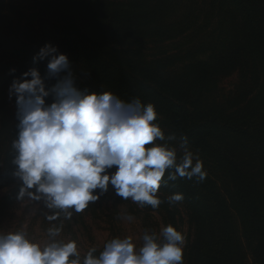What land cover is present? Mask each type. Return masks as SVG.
<instances>
[{
	"label": "trees",
	"instance_id": "obj_1",
	"mask_svg": "<svg viewBox=\"0 0 264 264\" xmlns=\"http://www.w3.org/2000/svg\"><path fill=\"white\" fill-rule=\"evenodd\" d=\"M23 2L27 8L0 4V167L14 166L10 145L18 123L5 100L6 92L12 80L30 68L42 78L46 75L47 60L33 63L44 46L39 34L45 35L51 46L54 43L61 50L58 53L73 57L110 92L129 102L139 99L144 105H154L159 124L177 138L185 136L191 146L221 166L231 183L229 198L245 236L254 241L253 261L264 264V188L257 178L259 175L264 182V0ZM215 14L221 38L212 37L208 43L218 48L207 49L208 54L189 52L183 58L203 59L171 72L167 69L177 59L174 55L156 61L143 56L144 44L158 47L175 41L191 33L200 20L208 26L207 17ZM11 69L14 75L9 74ZM237 70L241 71V84L230 98H219V83ZM71 71L76 87L91 94L73 68ZM55 83L46 80V90ZM51 102L50 96L46 103ZM115 171L113 167L107 174ZM163 179L166 184L159 192L182 194L189 206L192 238L183 252L184 263L229 264L239 256L244 262L242 247L230 228L228 209L212 180L206 176L202 183L180 178L172 182L167 181V173ZM9 200L7 197L6 204ZM159 208L165 212L168 226L178 231L176 213L162 203Z\"/></svg>",
	"mask_w": 264,
	"mask_h": 264
},
{
	"label": "clouds",
	"instance_id": "obj_2",
	"mask_svg": "<svg viewBox=\"0 0 264 264\" xmlns=\"http://www.w3.org/2000/svg\"><path fill=\"white\" fill-rule=\"evenodd\" d=\"M45 60L43 78L30 68L8 89L9 99L15 97L18 121L11 163L16 167L13 176L23 185L16 199L42 200L51 213L44 219L61 222L46 230L44 243L29 239L25 231L0 234V264H184L185 236L171 225L159 234L145 231L139 247L130 237L113 238L98 254L95 247L81 254L75 241L58 239L63 221L95 204L99 195L94 193L103 195L109 185L122 200L156 210L166 173L167 181L202 183L206 172L185 136L164 135L154 105L139 99L124 102L110 91L98 95L79 90L67 57L48 44L33 63ZM46 80L56 83L46 90ZM50 96L52 102L46 103ZM173 143L182 153L179 159ZM113 167L116 171L108 175ZM166 202L180 204L183 196L170 195ZM117 218L129 223L134 219L127 214Z\"/></svg>",
	"mask_w": 264,
	"mask_h": 264
},
{
	"label": "rangeland",
	"instance_id": "obj_3",
	"mask_svg": "<svg viewBox=\"0 0 264 264\" xmlns=\"http://www.w3.org/2000/svg\"><path fill=\"white\" fill-rule=\"evenodd\" d=\"M201 1V0H200ZM4 2H9L8 4H13L16 7H26L27 4L23 0H0V4ZM29 14L28 11H25ZM215 14L211 19L207 17L208 26L205 27V23L201 20L200 24L195 26V29L191 33L183 36L172 42H167L160 44L158 47H154L150 44H144L142 46L143 56L147 61L158 60L157 58H166V56L174 55L177 57V61H173V66L167 69V71L174 72L190 61H195L198 59H203L204 57H194L189 60L183 59L186 54L191 52H204L208 54L207 49L214 48L217 49L218 45L214 44L210 46L208 43L213 37L221 38V30L219 32L217 26V17ZM44 27V31L46 27ZM221 29V28H220ZM42 43L48 44L47 39L44 35L39 34ZM44 41V42H43ZM219 42V41H218ZM53 47L55 44L53 43ZM58 51L59 48L55 47ZM63 54L67 57L71 68L78 74L79 79L82 81V85L89 88L88 91L95 94H102L107 90L104 86L100 85L98 81L89 73L82 65L77 64L73 57L68 55L66 52L58 53ZM195 56V55H194ZM182 59L183 61H179ZM241 84V71H235L229 77L223 78L218 85L217 95L219 98L222 96H228L229 98L233 95V91L237 86ZM2 85H0L1 88ZM4 86V85H3ZM113 93V92H112ZM115 96L119 97L124 102H129L124 98L113 93ZM232 94V95H231ZM6 102L8 103L10 109L14 114H16V106L14 98L9 99V93L6 92ZM156 123L164 131V135L167 137L170 135L169 131L161 124L156 121ZM171 147L177 148L178 159L182 156L179 151L178 146L173 143ZM189 150L193 152L194 155H198L199 159L202 161L203 170L206 172V176L212 180V186L214 185L220 191V199L223 204H226L229 214L230 228L234 231L235 237L240 243L242 250L244 252V262L242 257L234 258L233 262L229 261V264H255L252 258L251 248L253 249V239L248 240L245 236L244 228L241 224V219L233 207V203L229 198L231 192V183L227 176L223 173L221 166L214 160L208 158L199 152L196 148L189 144ZM195 163V161L193 162ZM16 171L14 166H4L0 167V174L3 179L0 181V208L6 204V198L10 197V200L6 204L4 210L0 213V234H7L8 232L25 231L28 234V238L38 242L44 243L47 240L46 230L52 227L53 224L58 225L61 221L48 223L44 219V215H50L51 213L44 207L43 201H18L16 199L19 189L23 187L22 182L13 176ZM109 175V174H108ZM256 177L258 174L253 173ZM259 176V175H258ZM260 186L264 188L263 179L259 176ZM263 182V183H262ZM34 192V189L32 190ZM35 194V193H34ZM99 195L98 201L89 205L88 209L81 214H73L72 220L63 221L64 228L62 230L61 236L58 237L59 240L67 241L73 240L77 243L78 249L81 254L86 252L89 248L95 247L97 250H101L104 243L110 241L113 238H125L130 237L137 247L141 245V237L145 231L149 233H157L161 231L163 227L168 226V222L164 220L166 217L163 209L158 208L156 210L149 209L147 207L139 208L136 204L132 203L130 200H122L120 197L116 196L114 190L109 185L108 191L103 195H100L97 191L94 193ZM196 195H198L196 193ZM170 194H165L159 192L157 198L162 201V206H166L168 210L176 213V225L178 227V232H181L185 236V246L192 238V232L189 227V206L183 201L180 204L169 205L166 200ZM174 213V214H175ZM124 214L131 215L134 219L131 223L118 219L117 217ZM183 248V252L185 249ZM241 250V251H242ZM236 261V262H235ZM184 262V260H183ZM185 264V263H184Z\"/></svg>",
	"mask_w": 264,
	"mask_h": 264
}]
</instances>
